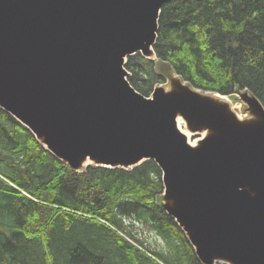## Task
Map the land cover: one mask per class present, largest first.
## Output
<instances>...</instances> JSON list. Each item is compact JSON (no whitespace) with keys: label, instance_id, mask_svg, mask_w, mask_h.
Masks as SVG:
<instances>
[{"label":"water","instance_id":"obj_1","mask_svg":"<svg viewBox=\"0 0 264 264\" xmlns=\"http://www.w3.org/2000/svg\"><path fill=\"white\" fill-rule=\"evenodd\" d=\"M171 1L0 0V108L75 172L154 160L163 209L201 264H264L261 101L238 93L252 116L243 120L226 96L181 78L151 96L129 82V56L157 59Z\"/></svg>","mask_w":264,"mask_h":264},{"label":"trees","instance_id":"obj_2","mask_svg":"<svg viewBox=\"0 0 264 264\" xmlns=\"http://www.w3.org/2000/svg\"><path fill=\"white\" fill-rule=\"evenodd\" d=\"M154 51L125 64L142 95L175 73L205 92L248 90L264 106V0H173ZM162 176L154 160L74 172L0 108V264H201L162 207Z\"/></svg>","mask_w":264,"mask_h":264},{"label":"rangeland","instance_id":"obj_3","mask_svg":"<svg viewBox=\"0 0 264 264\" xmlns=\"http://www.w3.org/2000/svg\"><path fill=\"white\" fill-rule=\"evenodd\" d=\"M155 52V51H154ZM141 54V53H140ZM156 54V53H155ZM142 55V54H141ZM133 56V55H132ZM143 56V55H142ZM144 57V56H143ZM156 57H157V55H156ZM144 58H146V57H144ZM152 58H155V55H154V57H152ZM147 59V58H146ZM130 75L132 74L131 72H129V71H127ZM172 76L171 77H169V76H167L166 75V79H167V82L165 83V84H160V83H158V84H156L155 86H159V85H163L164 87H166V88H168L169 86H170V82H171V79L172 78H180V76H178L177 74H175V73H172L171 74ZM169 77V78H168ZM154 86V87H155ZM154 89V88H153ZM244 90H242L241 92H243ZM152 94V93H151ZM151 94H150V96H151ZM226 98H227V100L229 101V103L231 104V108H232V110L237 114H240V116L242 117V119L243 120H245V119H249V118H251L252 116H251V114L247 111V105L241 100V98H240V96H239V94H238V92L237 93H235V94H233V96H226ZM10 115V114H9ZM182 126H183V128L184 129H186V130H188L186 127H185V125H184V122H182ZM163 204H164V201H163ZM163 207V206H162ZM172 218V217H171ZM173 219V218H172ZM137 229L141 232L142 231V229H145V228H143V227H141V226H137ZM141 237H142V239H145L146 240V242H147V244L149 245L150 243L153 245V246H155V247H159V245L156 243V238H154L153 237V235L152 234H147V231H146V229H145V232L144 233H142L141 232Z\"/></svg>","mask_w":264,"mask_h":264},{"label":"bare ground","instance_id":"obj_4","mask_svg":"<svg viewBox=\"0 0 264 264\" xmlns=\"http://www.w3.org/2000/svg\"><path fill=\"white\" fill-rule=\"evenodd\" d=\"M164 6V5H163ZM159 19H160V17H159ZM155 46V45H154ZM154 48V47H153ZM157 55V54H156ZM127 61H128V59H127ZM130 77V75L128 76V78ZM223 100L224 101H226V102H229L228 100H227V98L226 97H224L223 98ZM2 110H4L3 108H2ZM5 111V110H4ZM6 113H8L7 111H5ZM9 114V113H8ZM11 115V114H10ZM237 115H238V117L240 118V119H242V117L240 116V114H238L237 113ZM12 116V115H11ZM13 117V116H12ZM178 125H179V128H180V130L186 135V137H187V139H188V141L191 143V145H196V143H197V141L198 140H192V133L190 132V131H188V130H186V129H184L183 128V126H182V119L180 118V117H178ZM33 133V132H32ZM158 165V164H157ZM70 168V167H69ZM75 172V171H74ZM78 173V172H77ZM174 219V218H173ZM175 220V222L177 223V221H176V219H174ZM178 224V223H177ZM180 228H181V226H180V224L178 225ZM183 230V229H182Z\"/></svg>","mask_w":264,"mask_h":264}]
</instances>
